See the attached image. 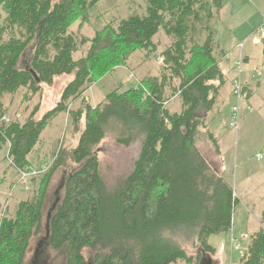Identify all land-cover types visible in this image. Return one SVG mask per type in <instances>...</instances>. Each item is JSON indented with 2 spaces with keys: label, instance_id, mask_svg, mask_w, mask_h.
<instances>
[{
  "label": "trees",
  "instance_id": "trees-1",
  "mask_svg": "<svg viewBox=\"0 0 264 264\" xmlns=\"http://www.w3.org/2000/svg\"><path fill=\"white\" fill-rule=\"evenodd\" d=\"M101 1L0 0L7 14L0 27V152L8 149L15 171L30 168L28 156L63 113L79 134L69 153L61 146L35 199L21 202L2 220L0 264H25L32 241L40 237L64 255L66 264H88L87 248L97 251L96 264H192L193 258L167 232L196 235L203 261L216 253L209 238L232 229L240 199L196 146L202 112L212 111L228 80L221 65L232 63L225 51L216 58L209 28L206 41L197 44L193 24L208 23L211 8L219 12L222 0H146L145 16L112 20L94 37L78 40L73 24L88 19L89 10ZM161 31L174 41L162 52L155 43ZM87 44L86 56L74 60ZM136 51L146 59L159 53L160 74L143 78L135 89L114 90L92 106L88 92L96 78L126 66ZM262 52L264 65V40ZM27 55L30 64L21 67ZM64 76L73 79L53 110L38 118L36 109L23 123L4 121L6 95L24 89L33 98L42 95L43 85L52 87ZM176 98L180 111L172 112ZM113 124L117 142L128 146L140 141L141 148L131 174L109 193L97 150ZM66 156L77 169L62 182L64 197L44 228L48 186ZM239 264H264V214Z\"/></svg>",
  "mask_w": 264,
  "mask_h": 264
},
{
  "label": "rangeland",
  "instance_id": "rangeland-1",
  "mask_svg": "<svg viewBox=\"0 0 264 264\" xmlns=\"http://www.w3.org/2000/svg\"><path fill=\"white\" fill-rule=\"evenodd\" d=\"M211 1V0H207ZM223 7L218 12L211 8L213 18L208 23H194V41L202 45L207 38V30L214 33L215 56L218 61L222 58V52L232 53L233 58L239 56V45H244L243 81L251 72L253 90L251 95H246V103L241 104L238 127L232 128V107L236 99L232 95L233 73L232 66L222 64V69L227 74V83L216 107L210 112L203 110L204 124L209 123V132L218 142H223L224 149L221 157L224 163V181L234 190V196L239 197L235 206L231 231L209 238V244L215 248V255L204 256V260L198 258L197 236L189 233L173 234L166 236L174 243L186 250L188 256L193 258L192 264H239L249 242L250 234L260 228L264 214V158L258 159L257 154L264 157V65H263V40L261 29L264 27V0H222ZM6 9L0 6V27L5 24L7 18ZM132 15H146V0H102L88 12V19L78 18L72 26L77 39L92 38L95 32L101 30L112 20H125ZM87 21V22H85ZM8 39V36L6 37ZM173 39L163 31L155 38V43L160 46V52L168 49ZM89 44L79 47L74 54V60L86 56ZM222 54V55H221ZM159 53L146 59L142 52H134L127 60V64L136 66L134 78L141 83L148 76L156 77L160 74ZM130 62V63H129ZM223 62V61H222ZM30 56L27 55L21 61V67H28ZM248 64V65H247ZM117 68L109 74L104 73L97 77L98 81L92 85L88 94L91 96L92 106H98L104 101L106 95L120 89L123 93L137 87L136 79L130 78L129 71L124 66ZM261 70V71H260ZM261 73V75H260ZM263 73V75H262ZM231 76V77H230ZM73 77L64 76L58 78L55 84L43 85L42 95L31 98L26 90L13 95H6L2 102L9 109L7 119L24 122L34 110L38 109V118H42L47 112L53 110L61 101L66 86ZM138 82V83H139ZM177 81H175L176 83ZM139 83V84H140ZM221 91V92H222ZM25 97L30 98L25 101ZM253 99V100H252ZM180 105L179 98L172 101V109ZM252 107L250 112L247 107ZM79 107V100L74 104L73 110ZM72 110V111H73ZM218 111V113H217ZM71 118L67 113L59 115L41 135L40 141L34 152L28 156L31 167H37L51 163L59 153L61 146L63 152H68L77 147L79 134L72 131ZM119 129V127L117 126ZM72 131V133H71ZM204 125L198 138V143L206 149L210 145L211 138L205 133ZM118 136L115 126L110 125L106 138L98 147L101 175L106 183L109 193L119 189L125 179L131 174L134 162L140 153V141L132 142L125 146L117 142ZM212 142V141H211ZM202 147V146H201ZM77 166L66 156L64 164L56 171L48 186V191L43 209V226L49 224V217L57 208L64 197V185L62 182L75 170ZM219 177L220 174L215 172ZM19 172L15 171L8 159V149L0 152V224L2 220L15 213L18 204L33 200L38 194L45 177L34 180L30 185L20 184ZM46 232V231H45ZM44 234V233H43ZM43 236V235H42ZM42 237L35 238L27 254L25 264H66L61 252L51 249L42 242ZM240 245V248H238ZM88 264H96L97 251L87 248L83 251ZM185 264V263H179Z\"/></svg>",
  "mask_w": 264,
  "mask_h": 264
},
{
  "label": "built area",
  "instance_id": "built-area-1",
  "mask_svg": "<svg viewBox=\"0 0 264 264\" xmlns=\"http://www.w3.org/2000/svg\"><path fill=\"white\" fill-rule=\"evenodd\" d=\"M262 35H264V27L261 29ZM244 45H239L238 50H239V56L237 58L232 57V53L228 54L226 56V60L232 63V73H233V91L232 95L236 99V105L232 107L231 110V115L233 118V122L231 124L232 128L238 127L239 123V117H240V112L242 111L241 104L244 102L246 103V96L244 92V81H243V67L245 63V60L243 59V50H244ZM261 75V73H260ZM131 78H134V75H130ZM247 109L252 112V107L248 105ZM5 122H10V120L7 119V117L4 118ZM258 159H261V155H257ZM57 157L53 159L51 163H46L41 166L37 167H30L27 169L19 170V183L25 186L30 185L34 180L43 178L46 176L51 169L53 168V165L55 163V160ZM238 248H240V245H238Z\"/></svg>",
  "mask_w": 264,
  "mask_h": 264
},
{
  "label": "crops",
  "instance_id": "crops-1",
  "mask_svg": "<svg viewBox=\"0 0 264 264\" xmlns=\"http://www.w3.org/2000/svg\"><path fill=\"white\" fill-rule=\"evenodd\" d=\"M130 63V62H129ZM248 65V64H247ZM122 68H125L127 71H129V73L133 74L135 73V69H136V66H133L132 64H127L126 66L122 67ZM261 71V70H260ZM130 74V75H131ZM246 74H248V76L246 77L245 79V88H246V95H251V91L253 90V87H254V84H253V79L250 77L251 76V72L250 71H246ZM134 75V74H133ZM263 75V73H262ZM158 76V75H157ZM231 77V76H230ZM131 78V77H130ZM132 79H136V78H132ZM137 86H138V82H139V79L137 80ZM140 83V82H139ZM226 88V87H225ZM224 88V89H225ZM223 89V91H224ZM223 91L221 92V95L218 99L221 98L222 96V93ZM253 100V99H252ZM218 102V101H217ZM180 107H181V102H180V105L179 107H177L175 110L172 109V106H171V110L172 112H179L180 111ZM216 107V106H215ZM214 107V108H215ZM218 113V111H217ZM204 118L201 119V122H200V126H199V134H200V131H201V126L204 125V128H205V133L207 132V135L209 136H212L210 138H214V139H217L212 133H210L208 130H209V123H206L204 124L203 122ZM53 123V122H52ZM51 123V124H52ZM198 134V136H199ZM198 138L197 137V140H196V146L197 148L199 149V151L202 153V155L205 157V159L208 161V163L210 164L211 168L215 171V172H218L220 174V176H222L223 178L225 177L224 175V169H225V166H224V163L222 161V157H221V153H222V150L224 149L223 147V142H213L212 139L210 141V145L207 144L206 146V149H204V146L203 144H201V146L199 145L198 143ZM215 145H218V149ZM257 155H261V154H257ZM256 155V156H257ZM263 159V155H261ZM237 189H234V191L236 192ZM260 227H261V224H260Z\"/></svg>",
  "mask_w": 264,
  "mask_h": 264
},
{
  "label": "water",
  "instance_id": "water-1",
  "mask_svg": "<svg viewBox=\"0 0 264 264\" xmlns=\"http://www.w3.org/2000/svg\"><path fill=\"white\" fill-rule=\"evenodd\" d=\"M50 218V217H49ZM49 220V219H48ZM47 226H48V224H47Z\"/></svg>",
  "mask_w": 264,
  "mask_h": 264
}]
</instances>
